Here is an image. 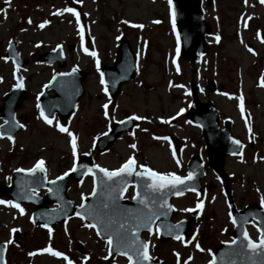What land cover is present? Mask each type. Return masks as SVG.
<instances>
[{
	"label": "rangeland",
	"instance_id": "1",
	"mask_svg": "<svg viewBox=\"0 0 264 264\" xmlns=\"http://www.w3.org/2000/svg\"><path fill=\"white\" fill-rule=\"evenodd\" d=\"M201 1L204 20L212 32L206 38L205 55L192 63L177 52L179 42L169 0H0V106L3 96L15 85L13 63L5 58L11 40L26 60L19 70L26 91L16 110L23 127L11 139L0 136V183H9L13 171L31 169L41 160L47 179H54L69 171L76 158L84 155L109 171L118 169L131 156L137 168L143 165L161 174L184 176L191 154L206 159L201 132L186 115L193 78L200 87L199 99L212 102L220 124L228 120L231 133L244 146L239 155L224 162L231 196L226 198L218 178L207 168L201 180V194L188 193L172 199L173 220L189 218L191 210L202 202L190 234L163 242L153 231L143 238L149 254L167 264H208L213 249L232 238L230 206L243 209L255 204L264 208V43L259 38L264 33V5L260 0H213L207 7ZM66 7L74 8L80 15L79 25L76 16L63 11ZM44 21L48 23L39 27ZM118 37L129 39L137 64L134 79L123 84L114 107L100 83L96 64H112ZM57 46L63 48L66 57L64 69L76 67L86 71L87 77L83 95L69 118L55 117L48 124L38 112L37 99L58 69L39 62L38 55ZM207 79L214 80L216 92L206 91ZM243 114L250 116L252 144L248 142ZM129 115L142 117L137 128L122 135L106 153H94L96 137L111 122ZM2 122L0 119V125ZM57 125L76 137L75 156L71 137ZM168 136L177 139V147H173ZM91 189L92 181L87 177L79 183L70 182L67 194L76 204ZM132 193L130 188L125 196L129 198ZM30 213L29 208L0 204V237L8 239L12 229L26 232L31 241L26 240L24 247L40 238L39 264H67L63 257L42 251L48 247L63 253L73 264H103L107 260L108 243L97 238L93 229L79 219L70 218L53 231L42 232L31 224ZM247 230L250 238L256 240V223L248 225ZM76 242L82 253L76 251ZM32 253L19 258L12 255V263L35 264ZM115 261L121 263L123 258Z\"/></svg>",
	"mask_w": 264,
	"mask_h": 264
},
{
	"label": "water",
	"instance_id": "2",
	"mask_svg": "<svg viewBox=\"0 0 264 264\" xmlns=\"http://www.w3.org/2000/svg\"><path fill=\"white\" fill-rule=\"evenodd\" d=\"M211 1L207 0V4L210 5ZM172 9L176 31L180 38V56L192 62L206 52L207 46L204 38L210 33V27L203 20L199 1H193L190 6V0H172ZM6 58H10L13 61L16 85H23L19 68L23 66L25 61L16 52L13 41L8 46ZM38 59L46 64L56 63L60 69L65 66V57L61 47L40 54ZM134 64L135 57L130 51L127 41L121 40L117 58L113 65L98 66V71L103 74V79L107 86L106 93L112 103L118 96L121 85L133 79L135 73ZM86 76V72L76 68H72L68 72L59 71L54 74L53 77L55 79L52 77L39 96V112L43 111L44 116L48 118H53L57 114L59 119H66L83 95L82 83ZM16 85L5 94L0 106V119L3 121L0 125V136L2 137L13 138L20 129V124L17 122L15 114L19 103L23 99L25 90L24 86L16 87ZM214 89L213 82L208 81V90L213 91ZM49 91L54 94L49 96ZM191 96L192 101L188 117L193 124L201 129L207 154V163L203 162L197 155H192L188 160L187 175L189 172L193 173L191 180H184L183 184H177L175 187L169 185L165 189L154 192L147 187L152 182L147 175L141 177L135 174L136 172H144L145 169L136 171L134 166L132 174L120 173L118 176L109 179L89 157H83L76 162L75 171L61 176V179L57 178L48 182L45 180L44 170L36 169L34 172L15 171L11 175V184L9 186L0 184V196L6 195L14 204L25 202L34 205L33 220L45 228L53 229L56 224L65 221L70 216L81 218L91 210L94 215L101 217L105 222L108 221L109 217L115 219L116 222L110 225L108 231H105L103 224L98 223L92 216H88L86 219L81 218L86 225L96 223L97 227L94 228L96 234L98 231L101 232V235L97 236L102 240L108 241L107 236L112 234L119 227V224L124 223L125 219L128 221L126 227L132 228L137 223V216L154 212L158 218H153L150 227L152 230L154 227L156 230L158 229L157 232L161 240L176 239L177 235L180 237L187 236L195 222L197 212L193 213L189 221L172 222L173 207H168L171 205V197L179 196L186 191L200 192V179L206 167L211 168L215 172L226 194L229 195V180L227 173L223 169V161L226 156L236 155L241 150V143H233L237 139L230 133L229 122L226 121L221 127L213 104L211 102L203 104L198 100L197 87L193 81L191 82ZM131 118L112 123L109 131L96 139V152H105L123 132L132 131L136 126V119ZM246 122L249 125L248 118ZM85 175L93 177L92 192L83 199L79 206H74L66 196L65 188L71 180L80 181ZM129 184L134 185V196L131 200H123L122 197ZM41 188L48 190L44 199L31 195L32 190L39 191ZM94 189L95 192H93ZM192 189H195V191ZM177 191L181 194L177 195ZM142 199L145 203L140 202ZM47 204L57 205V207L47 208ZM104 204H108L109 207L104 208ZM81 205H84V207L81 208ZM77 213H80V215H77ZM160 213H165V215H160ZM252 220L258 223L259 242L261 234L264 232V211L253 204L246 206L240 211L231 209V221L234 226L232 236L235 243L232 241L217 246L214 249L211 264H264V248L250 249L247 247V240L244 239V233H247L246 224L251 223ZM169 226L178 227L169 229ZM145 232L150 231L144 226L135 229V238L141 244L146 243L141 237V234ZM129 238H132L131 232L129 233ZM16 239L17 242L20 241V233L16 235ZM143 251L141 248V252ZM123 252H128V255H132L133 264H137L138 260L139 264H164L163 261L157 258L152 259L150 256L149 260L144 261L142 256L137 257L124 247L118 249L115 244V235L113 236V244L109 245V260L105 264H116L113 258L117 254L128 259V255L122 254ZM0 264H2L1 260ZM127 264H129V259Z\"/></svg>",
	"mask_w": 264,
	"mask_h": 264
},
{
	"label": "snow or ice",
	"instance_id": "3",
	"mask_svg": "<svg viewBox=\"0 0 264 264\" xmlns=\"http://www.w3.org/2000/svg\"><path fill=\"white\" fill-rule=\"evenodd\" d=\"M5 2L7 3V0H5ZM171 2H172V0H169L170 5H171ZM245 2H246V0H245ZM261 3H264V0H261ZM0 11H2V9H0ZM63 11L68 12V13H72L74 16H76L77 17V24L79 25V14L75 11L74 8L66 7ZM47 23H48V21H44L43 23H41L39 25V27L43 28L44 25ZM140 27H142V26H140ZM217 39H219V37H217ZM84 51L88 52V49L85 48ZM249 51H252V49L249 48ZM177 52H179V48H177ZM91 54L93 56L96 55L95 52H92ZM98 63H99V61H97V64ZM73 71H75V69H73ZM61 75H67V74H61ZM53 79H55V77H53ZM100 83L101 84L105 83V81L103 79V74H101ZM22 86H23L22 84L16 85V87H22ZM37 107H39V105H37ZM103 107L105 109H107L108 105L105 104ZM180 111L183 112L184 110L181 109ZM105 115H107V113H105ZM177 115H179V113H177ZM41 116L44 118L46 123H48V124L52 123L51 119H49L47 116H44L43 111L41 112ZM131 119H142V117H132ZM6 123H7V121H6ZM121 123H123V122H121ZM19 126L23 127V125H19ZM57 127H59V130L61 132H67L68 136L71 137L73 156H75L76 155V137L73 135V133L68 131L65 127L59 126V125H57ZM9 139H11V137H9ZM233 143L239 144L240 142L238 140H234ZM131 147L134 148L135 145H131ZM177 163L179 164V161H177ZM43 164H44V162L42 160L38 161L36 166L33 169H28L27 171L28 172H34L36 169L43 171ZM135 164H136L135 159L130 156L128 158V160L123 165H121V167L119 169H117L115 171H109L107 169L101 168L100 171L103 172L104 175L107 176L109 179H111L114 176H118L120 173L132 174L133 173V167ZM141 167H145V166L142 165ZM71 170L75 171V167ZM17 171H24V170L23 169H17ZM135 174L137 176H141V177L147 175L149 177V179L152 181L150 184L147 185V187L152 189L154 192L159 191L161 189H165L169 185H171L172 187H175V185H177V184H183L184 180H191L193 177L192 172H189L186 177H180V176L175 175L174 173H166V174L157 173V172L152 171L151 169H147L146 167H145L144 172H136ZM64 175H67V173H65ZM61 178L62 177H58V179H61ZM192 190L195 191V189H192ZM93 192H95V189L93 190ZM176 194L179 195L181 193L179 191H177ZM140 202L145 203V201L143 199ZM3 203L11 204L12 202L0 200V204H3ZM201 203L197 204V208L201 207ZM262 203H264V201H262ZM13 206L19 208L18 204L13 205ZM83 207H84V205H81V208H83ZM108 207H109L108 204H104V208H108ZM168 207L171 208V205H169ZM20 211L23 212V209H20ZM184 211H190V209H184ZM77 215H80V213H77ZM160 215H165V213H160ZM88 216H92V218L97 220L98 223L103 224L105 231H108L110 228V225L116 222L113 217H109L108 221L105 222L101 217L94 215L91 210H89L87 212V214L85 216H82L81 218L86 219ZM154 217H156V213H154V212L137 216L136 217L137 223L135 225H133L132 228L126 227V224L128 223V221H127V219H125L124 223L119 224V227L116 228L112 234H109L107 236V240H108L109 245L111 246L113 244V236L115 235V244H116L118 249L121 247L127 248L131 252H133L137 257L142 256L144 261L149 260V255L147 252L148 244L147 243L141 244L138 242V240L135 238V229H138L139 227L144 226V227H147L148 230L151 232L152 229H151L150 225L153 222ZM156 218H158V217H156ZM233 222L235 223V221H233ZM87 227L95 228V227H97V224L96 223H90L87 225ZM172 227H178V226H169V229H171ZM157 231H158V229H157ZM130 232L132 233L131 239L129 238ZM97 235H101V232L98 231ZM175 238L176 239H182L179 235H177ZM244 239L247 240V247L250 249L257 250L258 248H264V232H262L261 238L259 239L258 243L249 239L247 233H244ZM10 242L11 241H9V243ZM233 243H235V241H233ZM197 247H199V245H197ZM141 248L144 250L143 252H141ZM42 251L49 252L56 257H63L67 261V264H73L72 260H70L67 256H65L63 253H61L59 251H54L51 247L45 248ZM122 254L128 255V252H123ZM30 255H31V253H30ZM85 259H87V257H85ZM128 259H129V264H133L132 255H128ZM137 264H139V260L137 261ZM210 264H211V262H210Z\"/></svg>",
	"mask_w": 264,
	"mask_h": 264
},
{
	"label": "flooded vegetation",
	"instance_id": "4",
	"mask_svg": "<svg viewBox=\"0 0 264 264\" xmlns=\"http://www.w3.org/2000/svg\"><path fill=\"white\" fill-rule=\"evenodd\" d=\"M44 192H45L44 190H41V191H39V194L42 195ZM5 201H8V199L6 198ZM20 207H23L26 210L29 208L30 212L33 211V207L31 205L21 204L19 206V208ZM40 230L42 232L44 231L42 228H40ZM21 232H22V240H21L22 243L21 244H14V242H17L16 241L17 239H14V241H13V238H12V240H11V231H9L10 236L8 235V239L0 237V250L4 247L3 264H15V263H12V255H14V257L19 258L21 256H24L23 255L24 253L26 255L29 252H33L32 255L36 256L35 257V259H36L35 264H39L38 249L41 247L39 244V240L41 241V239L39 238L36 241V243H34L30 246L24 247L25 241L26 240H28V242L31 241V237L26 232L24 234H23V231H21ZM9 241H11V242L9 243ZM34 241H35V239H34ZM23 249H25V250H23Z\"/></svg>",
	"mask_w": 264,
	"mask_h": 264
}]
</instances>
